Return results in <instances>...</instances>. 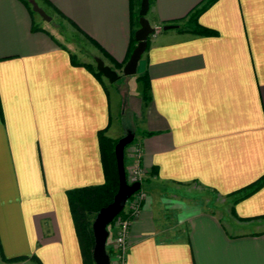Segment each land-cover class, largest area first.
<instances>
[{
    "label": "crops",
    "instance_id": "obj_1",
    "mask_svg": "<svg viewBox=\"0 0 264 264\" xmlns=\"http://www.w3.org/2000/svg\"><path fill=\"white\" fill-rule=\"evenodd\" d=\"M199 1L148 0L145 17L154 27L172 23ZM49 2L82 53L111 66L104 51L117 73L128 0ZM196 20L215 32L156 29L136 62L149 95L131 143L146 187L127 227L125 264H264V182L236 198L264 172V0H212ZM82 63L91 62L21 0H0V253L25 256L0 264H81L64 190L100 183L97 131L120 136L110 131L105 85ZM186 183L232 193L236 229L181 200Z\"/></svg>",
    "mask_w": 264,
    "mask_h": 264
},
{
    "label": "trees",
    "instance_id": "obj_2",
    "mask_svg": "<svg viewBox=\"0 0 264 264\" xmlns=\"http://www.w3.org/2000/svg\"><path fill=\"white\" fill-rule=\"evenodd\" d=\"M21 1L27 8L28 12L32 14V12L34 11L31 10L28 1L27 0H21ZM39 1L44 6L49 7L52 12L61 16V13L53 5H51L49 0H39ZM211 1L212 0H200L195 5H193L185 13V15L177 19H173L170 22L174 24V28L177 29L178 31L183 30L198 34H213L215 32L213 29L199 24L196 20L197 14ZM137 5H138V0H128L130 29H129V43L126 52L127 55L135 42L134 38L132 37V32L133 29L137 26V22H136ZM176 20H181V22L178 23ZM68 22L72 27L77 29V27H75V25L71 21ZM162 24L163 23L158 25V29H160V26ZM32 28H39V27L32 26ZM83 36L86 37L91 42H93L96 47H98V45L94 41H92L87 35L83 34ZM147 37L148 35L146 36V43L144 49L147 46ZM98 48L101 49L100 47ZM102 53L110 61L111 68H118L120 66V63L113 60L109 55H106L104 51H102ZM69 60L72 64L78 63V61H76L73 58V56H71L70 54H69ZM82 65H84L92 73V75L95 76L100 81V83L104 87V84L101 81V74L99 71L95 69L94 65H92L91 63H82ZM135 79L140 82V96L142 98H147L149 95L148 93L149 85L145 73L142 72L141 74L136 75ZM115 140L116 138H111L103 134L102 129H99L97 131L99 157H100L101 169L103 174V179L100 183L75 186L64 190L67 207L70 214V218L80 254L81 264H92V259L90 255L91 246H92L90 221L96 210L111 199L112 194L116 189V185H117L116 170H115V161L112 151V146ZM262 182H264V172L261 175H259L257 178H255L253 181L243 185L241 189H239L241 191L240 195L236 196V198L249 193L251 190L259 186ZM234 200L235 198H232L230 200V203H232ZM116 215H124L123 209L121 208L115 214V216ZM109 224L110 222L107 224V226ZM105 251L108 255V258H110L111 250L108 247H105ZM24 257H25L24 255L3 257L0 253V259L4 261H15L22 259Z\"/></svg>",
    "mask_w": 264,
    "mask_h": 264
},
{
    "label": "rangeland",
    "instance_id": "obj_3",
    "mask_svg": "<svg viewBox=\"0 0 264 264\" xmlns=\"http://www.w3.org/2000/svg\"><path fill=\"white\" fill-rule=\"evenodd\" d=\"M28 1V0H27ZM49 16L48 20L42 19L36 12H32V16L38 23L45 25L55 37L68 47L69 51L74 53V56L83 59H89L92 65L94 60L89 58V54L82 53L81 45L77 42V34L72 30L67 22L54 14L49 7L41 4L39 0H34ZM28 4L30 5L29 1ZM137 11V10H136ZM179 23V22H178ZM80 48V49H79ZM138 73L137 66L133 73L123 74L120 69L117 70L116 78L108 82L105 77H102V82L105 85L107 94L109 95V114H110V131L115 134L122 135L125 129L137 130L139 125V117L143 110L146 98H140V82L135 79ZM132 132V131H131ZM132 140V139H131ZM131 140L129 142H131ZM126 146V144L124 145ZM123 147V166L126 164ZM139 187L145 188L146 184L143 181L139 182ZM180 199L192 201L196 206L202 209H209L215 212L221 218L223 226L233 231L236 226L229 222V204L233 194L218 195L208 188L196 185L194 183H186L180 186ZM111 258V259H110ZM109 261H113L110 256Z\"/></svg>",
    "mask_w": 264,
    "mask_h": 264
},
{
    "label": "water",
    "instance_id": "obj_4",
    "mask_svg": "<svg viewBox=\"0 0 264 264\" xmlns=\"http://www.w3.org/2000/svg\"><path fill=\"white\" fill-rule=\"evenodd\" d=\"M28 1L30 3L31 10L36 12L42 19H49V16L45 14L43 9L34 0ZM147 6L148 0H138L136 11L137 26L133 29L132 32V37L134 38L135 42L120 67V71L123 74H130L134 72L139 55L145 47L146 36L153 33L154 31L153 26L150 25L145 17ZM173 25L174 24L172 23H163L160 26V29L171 28ZM94 67L97 71L100 72L103 77L106 78L108 82L113 81L117 76L116 71L109 65L103 63L99 57H94ZM131 139L132 132L128 129H125L124 133L116 138L112 146L117 185L111 199L96 210L90 221V229L92 235L90 255L92 264H110L108 255L105 251V240L107 237L106 225L122 208L125 199L139 188V181L134 180L131 182H126L124 177V167L122 159L123 147Z\"/></svg>",
    "mask_w": 264,
    "mask_h": 264
},
{
    "label": "built area",
    "instance_id": "obj_5",
    "mask_svg": "<svg viewBox=\"0 0 264 264\" xmlns=\"http://www.w3.org/2000/svg\"><path fill=\"white\" fill-rule=\"evenodd\" d=\"M154 30L158 29L154 27ZM125 157L127 162L124 167V177L126 182L134 180L140 181L141 171L138 165L139 148L134 143L128 142L124 146ZM143 195L139 188L131 193L124 201L122 206L124 215H114L107 226V237L105 240V247L111 250V256L113 261L110 260V264H125L124 252H125V237L127 233V227L131 218L135 215L138 208V201ZM111 259V258H110Z\"/></svg>",
    "mask_w": 264,
    "mask_h": 264
}]
</instances>
